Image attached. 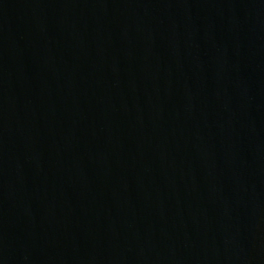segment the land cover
Here are the masks:
<instances>
[{
	"label": "water",
	"instance_id": "water-1",
	"mask_svg": "<svg viewBox=\"0 0 264 264\" xmlns=\"http://www.w3.org/2000/svg\"><path fill=\"white\" fill-rule=\"evenodd\" d=\"M0 264H264V0H0Z\"/></svg>",
	"mask_w": 264,
	"mask_h": 264
}]
</instances>
